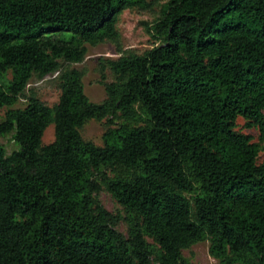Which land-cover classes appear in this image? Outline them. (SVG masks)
Wrapping results in <instances>:
<instances>
[{"label":"trees","instance_id":"1","mask_svg":"<svg viewBox=\"0 0 264 264\" xmlns=\"http://www.w3.org/2000/svg\"><path fill=\"white\" fill-rule=\"evenodd\" d=\"M148 7L0 0V138L18 148L0 145V264H186L205 241L219 264H264V160L234 131L243 119L264 144V0H168L161 44L105 62L113 81L92 103L70 66L85 45H118L119 15ZM54 75L52 107L27 95ZM89 121L106 122L100 147L81 136Z\"/></svg>","mask_w":264,"mask_h":264},{"label":"rangeland","instance_id":"2","mask_svg":"<svg viewBox=\"0 0 264 264\" xmlns=\"http://www.w3.org/2000/svg\"><path fill=\"white\" fill-rule=\"evenodd\" d=\"M168 0H145L149 7L147 9H128L123 11L118 17L117 32L118 45L110 42L97 44L95 46L85 45L86 56L82 63L73 64L70 67L83 73L82 83L84 92L89 100L94 104H101L106 99L104 85L113 81V76L106 68L107 61L116 60L121 54H142L161 44V39L157 36L153 27L161 18V12ZM68 37V34H65ZM33 92L40 102L48 107H52L58 102L60 88L57 75L44 80L32 79L28 86L27 95ZM26 100L20 99L13 109H23ZM7 109L0 111V119H3ZM116 123L118 120L115 121ZM106 131L105 121H89L81 129L82 138L93 143L95 146H102V136ZM234 131L251 137L252 142L258 144L260 152L258 164L264 160V144L261 140L257 127L248 128L247 122L238 119L235 122ZM11 136L0 138V145L4 146L6 155H10L18 148L11 142ZM54 141L53 126H49L43 136V145H49ZM189 197V196H188ZM99 201L104 209L112 215H120L127 218V212L120 206L111 195L105 190L99 194ZM127 224L121 221L118 231L124 235L127 233ZM149 244L152 240L146 238ZM182 258L186 264H219L209 253V242H201L192 245L189 249L182 251Z\"/></svg>","mask_w":264,"mask_h":264}]
</instances>
